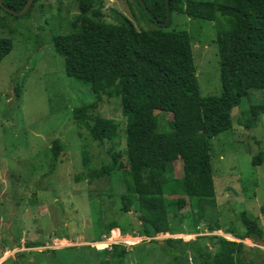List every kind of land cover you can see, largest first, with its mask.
<instances>
[{
  "label": "rangeland",
  "instance_id": "1",
  "mask_svg": "<svg viewBox=\"0 0 264 264\" xmlns=\"http://www.w3.org/2000/svg\"><path fill=\"white\" fill-rule=\"evenodd\" d=\"M76 1L38 0L30 15L19 17L0 9V39L13 41V51L0 64V264H100L97 252L113 245L126 247V264H171L168 252L183 256V264H193L195 256L186 245L203 236L240 242L226 232L245 233L239 221L245 211L257 219L264 234V115L258 124L245 127L251 106L264 101L261 92L242 100L232 112V131L213 141L216 209L208 223L218 224L221 231L209 233L201 227L196 233L186 222L183 234L147 238L141 232L131 183L116 174L99 180L89 177L84 147L94 169L112 163V151L123 161L127 120L119 100H102L99 115L121 129L115 144L104 145L74 123V108L92 101L93 93L90 85L67 77L53 42L70 33L78 15ZM102 1L105 22L114 25L125 17L140 30L157 29L135 0ZM220 22L226 24L222 18ZM216 26L175 12L170 27H164L189 34L203 97L222 93ZM155 120L163 132L172 116L156 112ZM56 140L61 147L57 163L51 154ZM260 154L262 164L257 166ZM176 176H182L180 162ZM122 194L132 200L127 214L121 211ZM113 221L120 229L108 234L106 226ZM259 241L256 237L243 243L264 252ZM256 263L264 264V257Z\"/></svg>",
  "mask_w": 264,
  "mask_h": 264
},
{
  "label": "trees",
  "instance_id": "2",
  "mask_svg": "<svg viewBox=\"0 0 264 264\" xmlns=\"http://www.w3.org/2000/svg\"><path fill=\"white\" fill-rule=\"evenodd\" d=\"M28 1L2 0L0 9L19 17L14 13L21 12ZM135 1L157 29L140 30L125 17H120L118 24L107 23L102 0H77L78 15L71 21L70 33L55 37L53 42L64 59L67 77L90 85L93 93L92 101L74 108V123L85 128L92 141L104 145L115 144L121 129L117 122L99 115L102 100H119L127 120L124 160L112 151V163L94 169L84 147V166L91 179L116 174L121 181L130 182L140 221L153 225L158 235L183 234L186 222L196 233L201 227L209 233L221 231L218 224L208 223L216 209L213 141L232 131V112L243 99L255 91L264 93V0H169V6L167 0H143L150 14L140 0ZM168 12L170 25L175 12L217 23L214 43L219 48L220 96H202L191 38L187 32L164 30L170 27L165 25ZM12 51L13 41L0 39V64ZM156 112L172 116L163 132L157 129ZM248 114L245 127L250 129L264 115V101L252 105ZM51 154L57 163L61 155L58 140ZM261 156L255 165L262 164ZM178 162L182 164L181 177L176 176ZM120 202L121 211L129 213L131 198L122 194ZM239 221L244 234L226 233L240 242L203 236L188 243L186 247L195 256L193 264H257L264 252L243 242L256 237L264 242V234L249 212H243ZM116 229H120L117 221L106 226L108 234ZM141 232L152 238L143 224ZM97 253L100 264H126L129 252L122 245H113ZM168 253L173 258L171 264L185 263L183 256Z\"/></svg>",
  "mask_w": 264,
  "mask_h": 264
},
{
  "label": "water",
  "instance_id": "3",
  "mask_svg": "<svg viewBox=\"0 0 264 264\" xmlns=\"http://www.w3.org/2000/svg\"><path fill=\"white\" fill-rule=\"evenodd\" d=\"M35 0H29L27 5L25 6V8L19 12V13H14L16 16H23V15H26L29 10L31 9L33 3H34ZM0 2H2V0H0ZM140 2L142 3L143 7L145 8V10L147 11V7L144 3L143 0H140ZM167 4L169 6V0H167ZM149 13V11H147ZM150 14V13H149ZM170 22H171V14L170 12H168V21L167 23H165L166 26H169L170 25ZM159 25H164L162 23H159ZM143 224V228L149 233V235L151 237H156L158 234H157V231L156 229L154 228L153 225H151L150 223H147V222H144L142 223ZM259 244H261L262 246H264V242L263 241H259Z\"/></svg>",
  "mask_w": 264,
  "mask_h": 264
}]
</instances>
